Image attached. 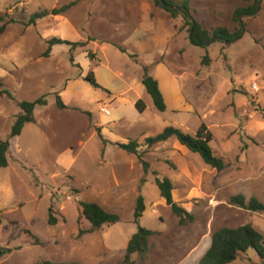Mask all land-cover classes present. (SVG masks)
Returning a JSON list of instances; mask_svg holds the SVG:
<instances>
[{"label": "rangeland", "instance_id": "rangeland-1", "mask_svg": "<svg viewBox=\"0 0 264 264\" xmlns=\"http://www.w3.org/2000/svg\"><path fill=\"white\" fill-rule=\"evenodd\" d=\"M255 3L189 0L190 14L210 32L218 26L230 32L245 26L244 34L233 42L215 40L201 47L191 43L182 15L173 16L154 0H0L4 17L0 24H5L0 33V79L14 97H0V137L8 136L21 112L18 101H33L44 94L48 101L34 112L41 124L23 128L8 155L10 166L3 170L0 246L12 251L0 254V264L41 260L126 264L128 241L138 230L134 212L140 194L146 209L139 224L155 233L144 256L132 255L133 264H198L213 232L225 226L250 223L264 235V212L230 202L238 193L264 202V0L257 13H241V19L236 18L237 9ZM65 5L69 6L60 14L29 24L33 13ZM105 19L113 23L107 41L115 44L123 42L133 28L153 22L162 39H170L173 29L177 32L157 60H167L175 71L187 72L185 93L195 112L158 111L142 83L140 93L150 106L145 113L132 102L136 88L126 101L106 99L108 67L129 71L131 54L105 43ZM53 37L86 44L75 49L71 44H55L45 55ZM206 54L208 64L203 63ZM89 71L95 72L100 87L84 80ZM84 81L88 87H80L74 97L84 107L74 101L60 109L56 95L67 99L66 94ZM105 106L109 113L102 110ZM121 116L144 120L147 136L159 133L176 118L185 122L183 130L190 134L204 122L213 134L214 153L227 166L218 171L198 153L185 155L160 143L147 146L143 137L137 141L150 163L149 171H144L137 155L134 165L119 167L115 155L119 146L105 148L97 128L104 138L123 140L137 129L119 121ZM111 120L118 121L113 127L105 125ZM156 176L173 178L174 200L193 214L192 221L180 223L161 196ZM81 201L99 203L117 213L120 221L89 232L91 224L81 216ZM50 207L58 219L55 225L48 222ZM229 264H264V259L250 248Z\"/></svg>", "mask_w": 264, "mask_h": 264}, {"label": "trees", "instance_id": "trees-1", "mask_svg": "<svg viewBox=\"0 0 264 264\" xmlns=\"http://www.w3.org/2000/svg\"><path fill=\"white\" fill-rule=\"evenodd\" d=\"M155 4L166 11H169L173 16L181 14L185 19V25L188 26V32L192 35V40L197 46L208 47L209 44L215 40L231 41L236 37H239L242 31L240 28L236 32H230L226 27L218 26L214 28L211 32L207 30L199 21L195 20L190 13H187L183 9L173 10L167 8L163 2L170 5L185 6L190 10L189 0H183L181 2L177 0H154ZM259 0L252 6L239 8L236 11V18L241 13H249L255 11L257 8ZM69 5H65L61 8H54L52 10H42L33 13L30 17L29 24L35 23L39 18H43L47 15L53 14L58 15L64 11ZM4 20L3 16H0V23ZM5 24H0V33L4 32ZM71 44L72 49L77 46H84L85 42H72L66 39H61L58 37H53L48 41V48L45 55H48L55 44ZM121 51L126 52V49L118 44H115ZM134 56V55H131ZM210 57L208 54L204 55L203 63L208 64ZM85 80L96 87H100L97 82L95 72L89 71L85 76ZM142 83L145 86L147 92L153 99L155 108L164 112L167 109L165 98L163 92L160 88L159 81L151 74L148 66L143 67V77ZM8 96L14 98L10 90L4 87L2 80L0 79V97ZM47 95H42L33 101L22 100L18 101L17 104L21 109V112L16 115L15 120L12 124L11 130L5 139L0 137V168L7 167L9 164L8 153L10 150L11 139L15 136L21 134L24 126L27 123L35 122V109L39 106L47 105ZM56 104L60 109H64L67 105L64 103L60 94L56 95ZM136 108L142 112L145 109V104L142 100H138L136 103ZM98 135L106 143L107 140L101 131V128H97ZM171 137L177 139L181 144L186 146L191 152L200 154L203 161L210 167L221 171L226 168L227 164L225 160L217 156L211 146L213 140V134L209 130L208 126L203 122L198 128L195 134H190L182 129L175 127L173 125L166 126L160 133L149 136L145 139V144L147 146H153L156 143L165 141ZM120 148L126 150L129 153L136 154L139 161L141 162L145 172L149 171L150 163L144 158L140 151L141 143L136 139H129L127 142H115L113 143ZM157 175V172L154 171ZM156 185L160 190L161 196L165 199L166 203L171 207L174 214L180 218L181 224H186L187 221L193 220V214L187 209L180 206L173 197L174 185L168 177L160 178L156 176ZM231 204L237 205L239 207L254 211V212H264V202H262L257 196H251L247 198L244 194L238 193L231 196ZM81 216L85 218L90 224L91 228L89 232L100 229L104 224H115L120 221V216L115 212H110L106 210L97 202L91 201H81ZM146 209L145 199L143 195H139L136 200L135 206V222L138 223V230L131 236L126 247V253L124 261L126 264H133L132 255L138 253L144 256L149 250V238L155 231L152 229H147L139 224V219L143 216ZM49 224L55 225L58 221L57 217L52 213V208H49ZM2 224V216L0 215V225ZM30 236H33L37 244L40 242L37 236H35L31 231H27ZM83 232V231H81ZM250 248L256 250L258 255L264 259V235L258 229H256L252 224H244L238 227H221L215 232H213L211 237V244L203 256L200 258L198 264H229L236 259H238L242 253L247 252ZM12 249L9 247L0 246V254L4 255L11 252ZM36 264H79V263H68V262H57L52 260H41Z\"/></svg>", "mask_w": 264, "mask_h": 264}, {"label": "crops", "instance_id": "crops-1", "mask_svg": "<svg viewBox=\"0 0 264 264\" xmlns=\"http://www.w3.org/2000/svg\"><path fill=\"white\" fill-rule=\"evenodd\" d=\"M105 24L107 25V27L109 29V30L107 29L108 34L105 35V43H110L114 47L119 49L115 45V43L107 41L110 34L112 35L113 31H112L111 26L113 25V23H111L108 20L106 21V19H105ZM149 25L150 26H148V27L147 26H140V27L133 28V30L131 31L129 36L125 37L124 41L120 43L121 45L118 44V45L126 48L127 51H129V53L131 55H134V56H131V55H129V53L123 52L119 49V51L122 52L123 54H128L130 56V59H128L129 61L127 63V66L129 67V71L113 70L111 67H108L109 74H108V77L104 81L105 89L107 91L106 99L109 101H115L116 99L120 98L122 101H126L127 95L131 92H134L135 88H136L137 93L135 95V98L132 100V102L136 106L137 101L142 100L143 103L145 104V109L140 113H145V111L150 106L147 103V99L146 100L143 99L144 97L140 93L141 92L140 88H143V87L142 86L140 87L139 85H140V83H142L143 67L148 66L151 74H153L154 77L159 81V85H160V88L163 92L165 102L167 105L166 110H171L172 112H176V113L184 112V111L195 112L194 107L190 103V101H189V99L185 93V84L188 80L187 72L175 71L167 60H157L160 56H162L167 51L165 47H166V44L169 42L168 40H171V38H173V36H175L177 32L174 31V29H173L172 34L170 33L171 34L170 39L165 38V37H164V39H162L159 37L156 24L153 22V24H149ZM84 80H85V76H84ZM85 81L79 82L75 87H73V89L70 90L71 92L69 95L66 94L67 90H65V94L68 96V98L64 99L63 101L67 105V107L70 106V104L74 103V101H75L74 97L78 94V91H79L78 89L80 87H82V88L88 87V85L85 83ZM142 85H143V83H142ZM144 88H145V86H144ZM148 95L150 96L149 93H148ZM61 97H64V96H61ZM150 98L151 99H149V101L151 102V100H152V102H153V99L151 96H150ZM75 102H77L76 104L78 106L84 107L83 103H81L79 101H75ZM105 105H107V102H105ZM35 119H36V121L31 122V123L33 125H36V126L40 125L41 123H39V118L36 115H35ZM116 121H118V120H111V121L105 123V125H107L109 127H113L114 126L113 124H116ZM119 121L127 122L129 125H131V128H135V129H137V131L134 134H130L126 138H124L123 140H119V141L110 139L105 135V139L107 140V142L105 144V148H107V145H114L113 143H115V142H127L129 139H136V140L138 139L139 140V138L141 139L143 137L144 138L149 137L145 134V129L147 127V124H145L146 122L144 120H142V119H136L135 120V119L128 118L127 116H121V118H119ZM31 123H27L24 126V129L27 126H29V124H31ZM168 123L169 124H167V126L173 125V126L178 127L182 130L186 129L185 122H183L182 120H180L178 118H176L174 121L170 120ZM100 125L103 127L102 122H100ZM200 125H199V127H200ZM165 127L166 126H164L162 128V130ZM198 128L196 130H194V134L197 132ZM103 129H104V127H103ZM22 132H21V134H22ZM20 135L15 136L11 139V145H10L9 153L12 151L13 145L16 142V140L19 138ZM159 143L163 144V145L165 144V145L174 146L175 149L181 150V152H183L185 155L190 154V150L186 146L181 144L174 137H171V138H169L165 141L159 142ZM116 148H117L116 149L117 151L115 152V155H116L119 167H127L130 164H132V165L135 164V161L137 160L136 154L129 153L120 147H116ZM9 153H8V155H9ZM175 154H176V152L174 150L171 153V155L173 156ZM127 157L129 158L128 159L130 161L129 163L125 160ZM8 161H9V158H8ZM9 166H10V162H9L7 167L0 168V185H1V188H0V204L3 203V199L5 196V195H3V193L5 191L3 192V190H2V187L6 184V180L4 179L5 173L3 170L5 168H8ZM168 178L173 183V178H171V177H168ZM173 197H174V194H173ZM191 256H192V254H190L187 258H190Z\"/></svg>", "mask_w": 264, "mask_h": 264}, {"label": "water", "instance_id": "water-1", "mask_svg": "<svg viewBox=\"0 0 264 264\" xmlns=\"http://www.w3.org/2000/svg\"><path fill=\"white\" fill-rule=\"evenodd\" d=\"M161 1L163 2V0H161ZM261 2H262V0H259V1H258L257 8L255 9V11H253V12L250 13V14H255V13H257V12L259 11L260 6H261ZM163 3H164V5H165L167 8H169V9H173V10L183 9V10H185L187 13H190V10L187 9L185 6L170 5V4H167V3H165V2H163ZM240 19H241V15H239V20H240ZM192 22H193V24H194V23H195V20L193 19ZM244 32H245V26L242 24V31H241L240 36H242V35L244 34ZM237 38H238V37L234 38V39L231 40V41H225V42H233V41H235ZM190 41H191L192 44L196 45V44L193 42V40H192V35H191V33H190Z\"/></svg>", "mask_w": 264, "mask_h": 264}, {"label": "built area", "instance_id": "built-area-1", "mask_svg": "<svg viewBox=\"0 0 264 264\" xmlns=\"http://www.w3.org/2000/svg\"><path fill=\"white\" fill-rule=\"evenodd\" d=\"M102 110H104L105 113H109V109H108V107H106V106H105V108H103Z\"/></svg>", "mask_w": 264, "mask_h": 264}]
</instances>
